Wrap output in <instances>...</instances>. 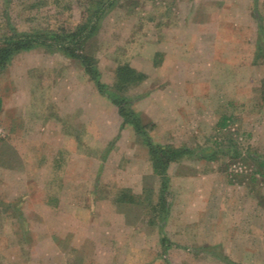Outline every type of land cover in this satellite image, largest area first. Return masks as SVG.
Returning <instances> with one entry per match:
<instances>
[{"label":"rangeland","instance_id":"374dc122","mask_svg":"<svg viewBox=\"0 0 264 264\" xmlns=\"http://www.w3.org/2000/svg\"><path fill=\"white\" fill-rule=\"evenodd\" d=\"M105 3L0 0V38L53 41ZM258 23L263 34L264 0H117L79 48L104 93L55 45L14 54L0 70V264H264V65L238 56L253 50ZM128 63L146 82L121 78ZM73 88L75 107L63 99ZM105 91L133 109L154 91L141 119L150 141L187 149L167 165L166 205L154 171L138 194L113 171L138 151L116 144L122 119ZM48 122L65 133L44 135ZM173 206L187 220L169 231ZM203 228L222 245L198 244Z\"/></svg>","mask_w":264,"mask_h":264},{"label":"trees","instance_id":"16d2710c","mask_svg":"<svg viewBox=\"0 0 264 264\" xmlns=\"http://www.w3.org/2000/svg\"><path fill=\"white\" fill-rule=\"evenodd\" d=\"M89 1H106V3L100 7L99 9H94L90 17L79 23L76 26V29L65 33L62 37L59 34H55L49 32L50 34L47 36L48 39L53 41H47L45 39L39 38L37 35H27L20 33H5L0 38V70L4 69L6 65L9 63L10 59L14 54L19 52L20 50H29L34 48L35 46H47V45H55L68 57L77 60L84 69V72L89 75V78L94 81L96 87L99 92H103L104 87H106L105 83L100 82L98 72L96 71V63L94 58L90 56H84L81 52H79V48L81 44L85 42L86 39L93 36L95 31L98 28L99 21L102 16L107 12V10L114 5L117 0H89ZM93 10V9H92ZM12 30V28H11ZM120 75L121 78L124 73L127 75H137L138 80L144 79V74L138 73L136 69L130 67L129 65H125L120 67ZM107 92V91H105ZM107 98L110 99L111 103L116 105L118 108L119 115L122 119V127L129 125L131 129L138 135L141 142L144 143L148 147L149 159L152 165V170L160 175L162 178V187L160 190L161 197L160 201L156 203V205H166L163 197V192L165 188H167L168 177L165 176V171L167 165L170 161H175L181 159L186 154H188L187 149L179 148V147H170L165 145L154 144L150 141L148 137V133H146L144 125L142 124L141 118L138 113L132 108L130 101L125 98H120L114 96L112 92H107ZM212 157V156H210ZM210 159V158H209ZM264 177V172H261ZM130 198V197H129ZM131 202L130 199H127ZM152 203L151 193L147 198Z\"/></svg>","mask_w":264,"mask_h":264},{"label":"crops","instance_id":"0c3cea01","mask_svg":"<svg viewBox=\"0 0 264 264\" xmlns=\"http://www.w3.org/2000/svg\"><path fill=\"white\" fill-rule=\"evenodd\" d=\"M218 5H220V1H218ZM256 26H257V31L255 33L256 34L255 35L256 41H255V43L253 42L252 45H251L253 50L251 51V53L249 52V53H245V54H244V52H241V53L239 52L238 56H239V58L241 60L244 59V58H247L249 60V64L250 65L255 66L256 68H258L259 66L264 65V33L263 34L260 33V25H259V23H258V25L256 24ZM187 47H188V50H187L188 53H190V52L195 53L196 52L194 49L190 48L189 46H187ZM213 53L214 54L218 53V51L216 49H213ZM214 61L218 62L220 60H217L216 58H214ZM240 62H241L240 60L237 61L238 64H241ZM221 63H222V61H221ZM128 65L130 67L134 68V69H137V70L141 69L140 68L141 66H138L136 64L128 63ZM238 67H239L238 69H242L243 68V67H240V66H238ZM144 82H146V78H144L142 80V83H144ZM76 86H79V85H76ZM75 92H76V89L73 88L69 92L68 96L66 95V97L63 98V99H65V98L68 99V101H66V102H69L74 107L77 106V105L79 106V102L77 101ZM154 93H155L154 91L148 92V94L147 93L144 94L143 96H141L140 98H138L134 102V110L138 113V115L140 116V118L142 120L147 118L145 116L146 115L145 114L146 113L145 108L147 107V105L152 104V103H154V102H156L158 100L157 94H154ZM142 109H144V111ZM61 122L63 123V121H61ZM152 122L154 123V121H152ZM55 124H52L51 122H48L46 124L47 126H45V128L43 127L44 135H46L48 131H50V133H53V134L65 133L64 130L61 127L58 128V125H56L57 128L53 127V126H55ZM80 126H81V123H80ZM75 127H78V124ZM117 129H118V131H117L118 133H117V136H116L117 137V141L118 140H121V141H120V143L117 142L116 144L117 145L125 144V145H127L129 147H132L133 149H136L138 151L137 152L138 156L135 157V156H132L131 154L128 155V153H123L124 160H121L118 164L113 165L112 169H113L114 172H119L121 175H126V177H125L126 179L127 178L130 179V177L132 176L134 181H136L135 185L133 186L134 187L133 188V192L135 194L136 193L137 194L141 193V191H142V186H141L142 177L144 175H146V174L148 175L149 173L153 172L152 165H151V162L149 160V157L146 155V150H147L146 149V145L144 143H142V142H139V144H137V143L132 141V137H130L129 131L126 130V128H124V126L122 127V120H121V123L119 125V128H117ZM137 162L142 164V168H138L136 170V169H134L132 167V164L133 163H137ZM101 164H103L104 166H107L106 165L107 163L105 164V162H102ZM101 164H100V166H101ZM147 168H148V170H147ZM144 171H146V172H144ZM180 177H182V174H180V173H176L175 175L170 176V185H171V182L173 183V181L175 179H178ZM185 177H189L187 179L191 180L190 178L192 177V175H185ZM128 184H127V186H130ZM130 187H132V186H130ZM168 195H169V191H168ZM177 201H179V199H177ZM120 204L123 207V209H125V208L127 209L128 207L126 205H130L131 203L128 201V202H124L123 205H122V203H120ZM175 207L173 206V209L176 210L177 212L174 211L171 207H169L170 208L169 209V218L167 220V226H166V228L169 231H170V228L172 226H175V225L176 226H180V225L185 223V220H187V216H185V214L187 212H182L179 209H175ZM196 211H197V209H196ZM114 215H115V217H119L120 216V215L118 216L117 214H114ZM205 229H206V232L209 235H207L206 237H202V239H199L201 241H198V244L214 245V244H218L219 243V244L222 245V243H220V242H217V241L215 242L214 238H212V239L209 238L210 236H212V235H210V232L212 231L210 228H205ZM205 229H204V231H205ZM176 235L179 236V234H176ZM185 236H189V234L188 235L184 234V237ZM176 245H178V244H176Z\"/></svg>","mask_w":264,"mask_h":264}]
</instances>
